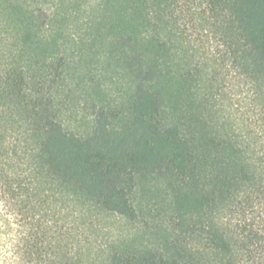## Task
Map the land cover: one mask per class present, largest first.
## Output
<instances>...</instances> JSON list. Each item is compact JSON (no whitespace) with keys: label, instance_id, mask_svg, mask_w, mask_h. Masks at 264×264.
<instances>
[{"label":"trees","instance_id":"obj_1","mask_svg":"<svg viewBox=\"0 0 264 264\" xmlns=\"http://www.w3.org/2000/svg\"><path fill=\"white\" fill-rule=\"evenodd\" d=\"M100 7L114 37L130 38L126 57L140 63L130 119L116 127L102 112L86 138L43 105L37 78L5 51L0 30V264H264V0ZM182 18L194 46L179 29ZM213 41L216 61L253 95L256 124L212 115ZM164 168L177 179L173 229L196 246L164 256L114 250L101 262L92 239L100 215L90 213L136 221L127 181Z\"/></svg>","mask_w":264,"mask_h":264},{"label":"rangeland","instance_id":"obj_2","mask_svg":"<svg viewBox=\"0 0 264 264\" xmlns=\"http://www.w3.org/2000/svg\"><path fill=\"white\" fill-rule=\"evenodd\" d=\"M100 4L101 0L0 1L5 51L20 55L26 74L37 78L43 105L68 131L84 138L92 134L102 112L112 116L116 127L130 119L134 68L140 63L138 58L126 57L130 38L114 37L112 16ZM189 26L186 18L180 19L179 29L194 46L197 37ZM54 38L57 47L52 44ZM216 44L206 45L207 50L211 47L206 58L213 74L212 115L219 121L231 117L256 124L253 95L227 63L216 61ZM174 186L177 179L170 168L137 174L126 183L138 211L136 221L90 213L93 218L100 215L92 239L101 247V262L114 250L128 254L150 250L164 256L196 246V239L182 237L173 229Z\"/></svg>","mask_w":264,"mask_h":264}]
</instances>
